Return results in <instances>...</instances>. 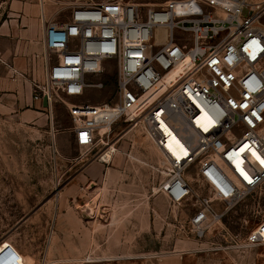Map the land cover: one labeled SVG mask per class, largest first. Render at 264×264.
I'll return each mask as SVG.
<instances>
[{
  "label": "built area",
  "instance_id": "2783aa9c",
  "mask_svg": "<svg viewBox=\"0 0 264 264\" xmlns=\"http://www.w3.org/2000/svg\"><path fill=\"white\" fill-rule=\"evenodd\" d=\"M43 25L34 100L51 108L101 90L89 78L114 63L115 102L68 107L76 143L92 148L121 119L140 125L165 163L160 191L173 205L192 204L197 233L213 202L235 205L264 185V0H97ZM171 133L186 151L179 158L167 147ZM246 244H264V220ZM0 264L25 260L3 244Z\"/></svg>",
  "mask_w": 264,
  "mask_h": 264
},
{
  "label": "rangeland",
  "instance_id": "374dc122",
  "mask_svg": "<svg viewBox=\"0 0 264 264\" xmlns=\"http://www.w3.org/2000/svg\"><path fill=\"white\" fill-rule=\"evenodd\" d=\"M91 1L32 5L42 21L62 22ZM89 81L104 87L53 99L36 117L0 108V243L11 242L26 264H264V244H246L264 220V185L235 205L213 202L207 228L197 233L192 204L173 205L160 191L163 157L140 125L121 119L92 148L78 146L68 107L115 102L114 63Z\"/></svg>",
  "mask_w": 264,
  "mask_h": 264
},
{
  "label": "crops",
  "instance_id": "0c3cea01",
  "mask_svg": "<svg viewBox=\"0 0 264 264\" xmlns=\"http://www.w3.org/2000/svg\"><path fill=\"white\" fill-rule=\"evenodd\" d=\"M43 30L32 0H0V108L8 114L36 117L45 109L33 98L42 73Z\"/></svg>",
  "mask_w": 264,
  "mask_h": 264
},
{
  "label": "bare ground",
  "instance_id": "6f19581e",
  "mask_svg": "<svg viewBox=\"0 0 264 264\" xmlns=\"http://www.w3.org/2000/svg\"><path fill=\"white\" fill-rule=\"evenodd\" d=\"M51 107H52V103H51ZM103 130V129H102ZM168 141L169 143L167 144L168 150L177 158H179L183 153H185V148L182 146V144L180 143V141L178 140V138H176L174 136V134H169L168 136ZM114 149H109V151L102 157V161L104 163H110L111 159H112V155L114 153ZM165 163L162 160V166H164ZM3 244L5 245H11L14 248H16L11 242H1L0 243V249L3 247ZM16 250H18L16 248ZM24 256V255H23ZM25 260V257H24ZM26 264V261H25Z\"/></svg>",
  "mask_w": 264,
  "mask_h": 264
},
{
  "label": "water",
  "instance_id": "95a60500",
  "mask_svg": "<svg viewBox=\"0 0 264 264\" xmlns=\"http://www.w3.org/2000/svg\"><path fill=\"white\" fill-rule=\"evenodd\" d=\"M43 106L45 107V109L49 108L48 99L46 97L43 99Z\"/></svg>",
  "mask_w": 264,
  "mask_h": 264
}]
</instances>
